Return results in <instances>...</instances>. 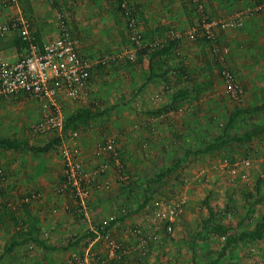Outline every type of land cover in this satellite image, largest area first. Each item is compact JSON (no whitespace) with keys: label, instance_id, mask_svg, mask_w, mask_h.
Here are the masks:
<instances>
[{"label":"rangeland","instance_id":"rangeland-1","mask_svg":"<svg viewBox=\"0 0 264 264\" xmlns=\"http://www.w3.org/2000/svg\"><path fill=\"white\" fill-rule=\"evenodd\" d=\"M181 1L184 4L185 0ZM259 1L221 0L220 5L222 11L227 9L223 11L225 17ZM207 2L213 5V0ZM0 5L4 9L9 8L5 13L7 20L18 14L17 8L6 0H0ZM23 6L28 8L27 0H23ZM62 11L68 13L67 9ZM189 27L182 24L174 26L183 35L177 46L181 49L192 46L185 34L192 26ZM167 30L161 31V35ZM231 31L236 41L227 44L229 51L223 59L225 65L230 66V55L237 51L247 53L252 58L246 63L250 68L240 75L243 88L241 100L233 99L224 81H218L216 75V84L213 82L210 88L181 98L170 115L168 113L171 111L156 115L153 110L169 104L179 89L192 90L193 85L201 83L206 86L207 74L203 76L200 69H194L198 72L188 69V78L186 72H178L177 78L170 81L172 91H167L161 82L158 90L152 92L153 99L145 105L137 101L140 85L125 80L120 68L110 66L103 71L105 81L100 84L102 91H93L91 102L65 108L66 114L84 107L96 115L78 124V127H71L65 136L68 138L73 131L80 132L77 141L81 142L83 161L88 171L97 168L100 158L94 157V152L107 138H116L121 153L120 164L114 163L102 173L104 179H111L112 189L98 191L92 188L90 191V220L78 215L75 199L62 189L64 166L60 149L55 147L40 153L0 150V214L11 211L19 218V223H14L9 216L4 220L0 217V264H71L69 253H82L94 239H97L94 248L99 252L105 250L106 254L110 244L99 234L104 235L109 229L113 238L125 248L129 247L134 239L128 235L127 229L140 222L146 224L145 221L151 217L147 204L156 200L176 203L179 214L174 219L172 231L166 227L154 230L158 240L151 245L150 255L145 256L146 264H209L213 261L215 264H264V238L241 241L228 249L223 257H218L225 242L224 237L206 232L203 237L195 235L209 215L206 201L216 211L217 221L229 226L234 234L252 230L264 213V133L245 142L236 139L256 126L264 125V111L244 114L228 131V142L220 143L219 148L212 151L198 153L223 134L229 116L237 108L247 109L264 103V10L247 18L242 28ZM151 48L155 49H148ZM212 52L214 62H209L214 75L219 71L221 61ZM161 74L167 75L166 72ZM192 74L198 76L192 79ZM256 88L261 89L259 97L254 96ZM158 94L161 97L155 96ZM41 117L40 105L34 99L27 96L13 98L0 104V133L3 137L23 140L29 146H44L58 135L35 131ZM153 120L156 122L153 123ZM17 153L21 156V168L13 167L15 159L11 157ZM24 167H29L34 174L27 183L30 187L33 185L31 181L37 179L35 176L43 177L44 185L41 188L33 186L35 191L27 193L25 189H20L21 182L14 177L20 174L22 178ZM167 169L171 172L156 179L159 173ZM17 181L19 183L16 184ZM19 194H23L26 202L35 204L37 211L42 212L47 238L42 239L44 244L29 241L8 250L13 240L25 237L21 234L24 210ZM91 194L107 198L105 202L110 207V215L104 218L103 213H94L92 209L98 207L91 205ZM148 196L151 199L144 206ZM111 216L114 220L109 221ZM124 250L118 253L122 255V260L139 257V252L126 255L123 254ZM113 264L119 262L114 261ZM128 264L137 263L129 261Z\"/></svg>","mask_w":264,"mask_h":264},{"label":"built area","instance_id":"built-area-1","mask_svg":"<svg viewBox=\"0 0 264 264\" xmlns=\"http://www.w3.org/2000/svg\"><path fill=\"white\" fill-rule=\"evenodd\" d=\"M201 12V21L192 26L185 34L191 41L204 39L213 43L212 51L221 61V77L224 80L227 92L233 99L240 100L242 88L236 74L223 62L228 53L227 46L217 43L219 33L226 30L242 28L245 20L255 12L264 10V1L247 6L235 11L229 16L212 18L204 12L201 0H192ZM16 7L18 14L13 17V22H5L0 25V35L16 31L25 46L19 58L15 61L8 59L0 50V98H17L27 96L34 99L40 105L41 119L35 127L36 132H54L61 141L57 148L63 157L64 181L62 189L73 197L76 212L86 220H90L89 197L91 189L106 191L112 189V183L102 177V173L113 165L121 162V153L118 150L115 137L107 138L99 144L94 152V157L100 160L97 168L88 171L83 161V152L77 139L79 131L70 132L65 138V108L69 105H86L92 99L91 79L93 73L100 67L109 68L119 62L135 61L138 52L146 47L159 48L170 39H181L183 36L176 30H172L170 37H154L145 40L140 28L139 20L133 14V10L127 0L120 4L121 13L124 15L128 31L129 44L121 50L108 52L99 57H86L80 51L81 38L70 26L68 15L58 12L60 33L57 37L48 40L42 45L36 40L31 27V22L25 17L21 7V0H10ZM1 172V170H0ZM67 195L65 192H63ZM147 204L150 211L149 221L131 226L127 229L128 235L137 238L129 247H124L113 238L111 230L105 231L104 237L110 244V250L103 258L95 259L91 248H86L82 253L72 251L69 253L71 264H128L129 260H122V255L139 252L142 256L150 255L152 244L158 240V234L154 230L166 227L172 231L174 219L179 214V206L172 201H157ZM148 211V212H149ZM114 220L111 216L109 221ZM146 231L152 232L147 234Z\"/></svg>","mask_w":264,"mask_h":264},{"label":"crops","instance_id":"crops-1","mask_svg":"<svg viewBox=\"0 0 264 264\" xmlns=\"http://www.w3.org/2000/svg\"><path fill=\"white\" fill-rule=\"evenodd\" d=\"M118 1L120 0H27V5L31 6V13L29 18L31 22L32 31L36 36L37 42L41 45L47 42L48 40H51V38L53 39L59 35L61 29L58 18V12H64L62 10L67 9L68 13L64 15H66V17L70 15L68 17L70 26L73 27L74 32L77 33L78 30L79 34H77L80 35L79 37L82 38L79 51L83 56L91 58L99 57L103 55L105 51L115 52L119 49L121 50L129 42L125 20L121 17L120 12L118 11ZM127 1L129 2V5L133 9L135 15L136 13L138 15L139 28L145 40H152L154 37L157 36L162 38H166L167 36L170 37L172 30L177 31V29H174L175 24L189 25L191 27L198 24L202 18L201 12L195 5V2L192 0H185L184 4L181 0ZM201 2L204 6V12L208 14V16H212V18H215L216 16H218L219 18L221 16L224 17L223 11H226L227 9L224 8L223 11L221 10V0H213L212 6L209 2H207V0H201ZM21 4L23 7V2ZM242 8L244 9V7ZM0 9V25L5 22L12 23L13 17L15 16L10 18V20H7L5 18V13H8L9 8L4 9V7H1L0 5ZM2 9H4V11H2ZM173 23L174 25H172ZM167 28H170V30H167ZM163 30L167 31L163 35H161L160 32ZM231 32V30H226L222 33H219L218 38L216 40L217 43L221 46H227V44L236 41L233 40L235 35H233V33L230 34ZM37 35H40V42L37 39ZM231 37L232 40L230 39ZM18 38L20 37L18 32L16 31H11L7 34L0 35V50L11 61L17 60L22 52L17 46ZM181 39H170L172 41H176L177 44L165 54L160 55L159 53H157L160 48H151L145 51L141 50V53L138 52V57L135 61H126L124 63H119L113 66L120 68L121 73L125 77V80H131L137 83V85H140L138 89L139 95L137 97V101L140 104L146 105L150 100L153 99L152 92L158 90L157 86L160 87L161 82L163 83V86L166 88L167 91H172L169 86L170 81H172V79L177 78L178 72L184 73L188 69L194 72H198V70L194 69H200L203 72V76L206 74L208 76V79L206 80V83L208 84L206 86H202L205 84L201 83L193 85L194 87L202 86L207 89L212 86L213 82L214 84H216L220 80L224 81L221 77L220 66L219 71L217 70L214 75L211 70L212 68L210 62L213 61L211 54L213 43L211 41H207L204 39H199L198 41H191V47L187 49H181L177 47L178 44L182 41ZM177 55L181 56L176 57ZM230 57L231 62L229 59L230 66L228 67L236 74L239 84L242 88L240 75L243 74V70H245L246 68H250L247 67L246 63L252 58L248 56L247 53H244L242 51H237L232 56L230 55ZM161 63H163L164 65H162ZM105 70L107 69H100L93 74L91 79L92 94L93 91H102L100 90V84L103 82V80L105 81V77H103V71ZM236 70H238L239 73ZM164 72H166L167 75L161 74ZM152 73H156L159 76L163 75L164 77H153ZM172 74V77L169 76ZM216 75H218V81H216ZM197 76V74L190 75L192 79L193 77L196 78ZM186 77L189 78L187 72ZM255 91L257 92L254 96L259 97L261 89L256 88ZM155 96L161 97L160 94ZM11 99L13 98H0V104L10 102ZM171 113L172 111L169 112L168 115H170ZM152 122L155 123L156 120H153ZM11 158L15 159L13 167L21 168L20 153H17L16 156H12ZM21 174L23 175L22 178L20 174L16 175L14 178L20 180V189H25L24 191H26V193L35 191L34 189H32L33 186L38 185V187L41 188L44 185V179L41 176L34 177L37 179H33L31 181L33 183L31 187L27 184L29 182V178L34 176V174L29 171V167H24L22 169ZM24 176H26V178H24ZM108 180L111 181V179ZM17 183H19V181H17L16 184ZM17 188H19V186H17ZM19 197L25 199V197H23V194H19ZM106 200L107 198H99V196L91 194V205H93L94 207H98H92V210H94V213H96V215L103 213L104 215L102 217L104 218L111 214V212H108L110 207L108 206V202H105ZM26 205L31 215L29 217L28 215H26L27 212L25 211V213L23 214L25 217L23 218V225L21 227L22 230H19L24 233H27L25 237L31 239L35 238V241H41V243L44 244V241L42 239L47 238V236H45L44 234L45 223L41 216L42 212L37 211V206H35V204ZM92 215L95 214L92 213ZM29 218H32L33 222H35L36 224V226L32 228V230L30 222L28 221ZM130 237L134 239L132 243H134V241L136 242L137 238L132 236ZM21 239L22 238H19L17 240ZM96 240L97 239H94L93 241L89 242L86 248H91L96 259L103 258L106 256L107 253L105 254V250H101L103 252L102 253L94 248L93 245L95 244ZM99 253L103 254V256H99ZM145 259L146 257L140 254L137 259L132 258L130 260V258H128L131 263L136 262L137 264H146V262H144Z\"/></svg>","mask_w":264,"mask_h":264},{"label":"trees","instance_id":"trees-1","mask_svg":"<svg viewBox=\"0 0 264 264\" xmlns=\"http://www.w3.org/2000/svg\"><path fill=\"white\" fill-rule=\"evenodd\" d=\"M8 2V4L11 5L10 0H6ZM51 1H55V0H51ZM123 1V0H122ZM122 1H118V11L120 12V15L122 18H124V15L121 13V9H120V4H122ZM264 0L259 1L258 3H261ZM23 2V0H21V3ZM22 7V4H21ZM25 17L29 18L30 13H31V6H28V8L26 9L24 6L22 7ZM133 10V9H132ZM136 12V9H135ZM133 14L135 15L134 11ZM136 16L138 17L137 13ZM37 39L40 42V35H37ZM176 41H172V40H168L167 43L162 46L159 47V51L157 53L161 54H165L167 53L171 48L176 46ZM17 46L19 48L20 51H23L24 49V42H22V40L20 38H18L17 41ZM148 47L144 48L143 51L147 50ZM157 49V48H155ZM139 53H141L139 51ZM100 69H104L102 67H100L97 70ZM94 74V73H93ZM153 77H164L159 76L156 73H152ZM93 76V75H92ZM205 87H193L192 90H187L186 89H179L177 91L176 94H174L172 101L167 104L166 106L153 110V113L156 115H160L163 114L164 112H169L171 110H174L178 103L179 100L183 97H187L189 95L192 94V92L198 93L202 90H205ZM260 111H264V103L247 108V109H243V108H237L234 113H232L229 116L226 128L223 132V134L219 135L214 142H212L211 144H209L206 148L201 149L198 151V153H203V152H208V151H212L214 149L219 148V144L220 143H226L228 142V138H227V134L228 131L233 127L234 123L243 117L244 114H250V113H254V112H260ZM95 113L89 109V108H84V107H79L76 110H74L73 112H71L70 114H66V119H65V129L64 132L65 134L68 132V130H71V127H78V124L84 122V121H88L91 118L95 117ZM264 133V125H259L256 126L255 128H253L252 130H249L247 132H245L244 136L242 137H236V139L238 141L241 142H245L248 140H251L253 138V136L258 135ZM61 139L60 137H55L53 138L51 141H49L46 145L44 146H29L27 142L17 139V138H10V137H3L0 133V150L1 151H17V152H25L26 150L32 151L34 153H40V152H48L50 151L52 148H55L58 146V144L60 143ZM171 169V168H170ZM170 169L164 170L161 173H159L157 175L156 179H161L163 177H165L168 173L171 172ZM151 199V196L146 197L145 204H147ZM25 199H22L21 205H23V214L25 213V211L27 212L26 215H28L30 217V212L28 211L29 209L26 207V204H29L28 202L25 201ZM257 202H260V199L256 200ZM207 207H208V211H209V215L208 217L204 220L203 226L201 227V229L195 234L196 237H203L202 235H204V232L208 233V234H215V235H220L222 237L225 238V242L222 246V250L219 252L218 257H223L226 253L227 250L234 247L236 244H238L241 241H246V240H260L264 238V213L260 216V219L258 220V222L256 223L255 227L250 230V231H242L239 232L237 234L231 233L230 227L226 226L224 224H222L220 221H217V213L216 211L213 209L212 206H210L207 201H206ZM9 207H11V204H8ZM143 206V207H144ZM9 211V210H7ZM22 214V218H21V224L23 225V218L25 217ZM10 217L11 220L14 221V223H19V218L16 217L15 213H12L11 211L9 212H3V214H0V217L4 220L6 217ZM28 221L30 222L31 225V230L32 228H34L36 226L35 222H33L32 218H29ZM112 225V224H111ZM100 229V228H99ZM32 233V231H31ZM34 233V232H33ZM21 234H24L26 236L27 233L21 232ZM94 235V234H93ZM35 239V238H34ZM34 239L31 238H27V237H23L21 240H16V241H12L11 245L8 247V250H12L14 249L16 246H19L25 242H29V241H35ZM209 264H215V262H210Z\"/></svg>","mask_w":264,"mask_h":264}]
</instances>
